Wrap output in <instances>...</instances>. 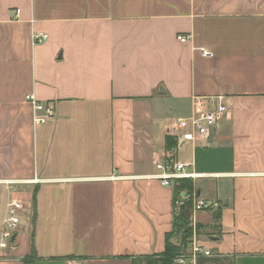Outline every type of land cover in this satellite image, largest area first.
<instances>
[{
    "label": "crops",
    "instance_id": "crops-1",
    "mask_svg": "<svg viewBox=\"0 0 264 264\" xmlns=\"http://www.w3.org/2000/svg\"><path fill=\"white\" fill-rule=\"evenodd\" d=\"M30 95L55 115L35 123ZM218 95L213 135L178 144L177 118ZM169 156L221 204L220 233L216 209L196 214L201 264H264V0H0V179L22 181L0 187V228L12 200L26 205L0 264L33 248V264L164 251L175 191L153 174Z\"/></svg>",
    "mask_w": 264,
    "mask_h": 264
},
{
    "label": "built area",
    "instance_id": "built-area-1",
    "mask_svg": "<svg viewBox=\"0 0 264 264\" xmlns=\"http://www.w3.org/2000/svg\"><path fill=\"white\" fill-rule=\"evenodd\" d=\"M19 12V9L17 10ZM47 38L45 33L34 32L33 42L38 43ZM178 39L186 42L190 36L179 35ZM206 56H212V52L207 49H202ZM29 99L34 105V121L37 124L45 123L49 118L55 115V108L51 104L38 101L34 95H30ZM200 110L190 116H183L177 118L178 128L181 133L177 135L178 144L196 139L201 135H208L210 131L219 126L220 122L227 114V105L224 101V95L215 97V107L212 109L205 108L202 100H198ZM192 168V163L187 161H169L166 159L160 160L156 163V172L153 176L161 181L163 185L175 188V181L178 179H192L194 182L203 176L205 173L197 172ZM22 181L11 179H0L1 185H5L11 190H16L18 184ZM192 202V213L189 219V227L191 235L188 238V248L186 252H182L175 258L176 264L197 263V257L210 256L212 252L206 249L200 240L199 225L196 219V214L203 210H213L221 207L219 201H208L201 199L198 196L197 188L194 184L192 191L183 190L178 196H175V208H180L184 204ZM25 203L22 200L14 199L9 204L8 215L3 219L0 228V249H9L15 238L16 232L21 222V212L26 209Z\"/></svg>",
    "mask_w": 264,
    "mask_h": 264
},
{
    "label": "trees",
    "instance_id": "trees-1",
    "mask_svg": "<svg viewBox=\"0 0 264 264\" xmlns=\"http://www.w3.org/2000/svg\"><path fill=\"white\" fill-rule=\"evenodd\" d=\"M177 146V141L174 137L168 136L166 138V150L169 154ZM170 157V156H169ZM172 158H169L171 161ZM194 184L192 179H178L175 181V196H178L183 190L192 191ZM192 213V202L184 204L180 208H175V223L179 226V235L182 233V243L181 245H176L170 241L172 235L169 234L167 237V245L164 251L159 253L137 255L132 257L133 264H176L175 258L182 252L187 251V241L191 235V229L189 227V219ZM221 208L216 209L214 213V219L216 223V229L220 233V225L218 224L221 218ZM37 258V253L33 248V251L30 255L24 258L25 264H33L34 260ZM203 261L202 256L197 257V264H201Z\"/></svg>",
    "mask_w": 264,
    "mask_h": 264
},
{
    "label": "water",
    "instance_id": "water-1",
    "mask_svg": "<svg viewBox=\"0 0 264 264\" xmlns=\"http://www.w3.org/2000/svg\"><path fill=\"white\" fill-rule=\"evenodd\" d=\"M213 133H214V130L212 129L210 131V135H213ZM181 237H182V233L180 235H178V236L173 237L171 242L178 245L179 244V240L181 239ZM13 238H15V236Z\"/></svg>",
    "mask_w": 264,
    "mask_h": 264
},
{
    "label": "rangeland",
    "instance_id": "rangeland-1",
    "mask_svg": "<svg viewBox=\"0 0 264 264\" xmlns=\"http://www.w3.org/2000/svg\"><path fill=\"white\" fill-rule=\"evenodd\" d=\"M200 229H201V228L199 227V231H200ZM188 249H190V248H188ZM140 264H144V262H141ZM188 264H190V262H188Z\"/></svg>",
    "mask_w": 264,
    "mask_h": 264
}]
</instances>
